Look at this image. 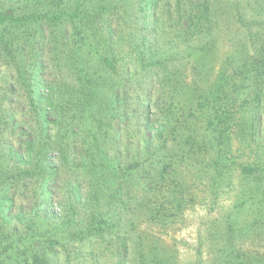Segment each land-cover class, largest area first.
Segmentation results:
<instances>
[{"label": "rangeland", "instance_id": "obj_1", "mask_svg": "<svg viewBox=\"0 0 264 264\" xmlns=\"http://www.w3.org/2000/svg\"><path fill=\"white\" fill-rule=\"evenodd\" d=\"M134 1L0 0L78 9L40 41L0 25V264H264V0H160L155 30ZM142 38L167 66L148 100ZM34 48L62 107L47 135L25 87ZM19 138L38 141L30 162L10 156Z\"/></svg>", "mask_w": 264, "mask_h": 264}, {"label": "trees", "instance_id": "obj_2", "mask_svg": "<svg viewBox=\"0 0 264 264\" xmlns=\"http://www.w3.org/2000/svg\"><path fill=\"white\" fill-rule=\"evenodd\" d=\"M5 1H7V3H9L10 5L17 6V8H19V3H21V1L23 2L24 0ZM133 4L135 6V11L143 15L142 23H144L145 25L147 22L146 18L149 17L150 25L153 26L155 30L159 23L157 12L159 11L160 0H135ZM75 11H77V13ZM75 11L70 10L69 13L66 12L65 14H51L49 16L45 14H37L36 11L25 10L23 11L25 14L23 13L19 16H14V9L9 8L0 13V25H5L9 22H19L23 26H26L27 24L28 26L37 29V34L39 35L40 41V38H42L41 35L43 34L44 21L53 25L55 24V22H60V18L63 16L64 19H67V23L73 24L74 22L72 19L78 17V9L76 8ZM109 15H111L110 12ZM109 39L111 38H108V40ZM142 40L143 41H141L139 45H135L132 47L130 52L133 57L130 58L133 64H139L141 66L139 68L141 71L145 70V68L142 67L144 61L149 59L152 60V64L149 65V67H152V69H155L156 71L148 69V72L146 74L147 79L144 81L145 83L143 91L139 94V97L148 100L149 95L146 92V87L149 88L150 85H153L156 82L159 85V90H162V82H158V80L159 77H161L162 74L166 72L167 66L163 61L158 60L160 58L152 48L148 49V51L142 49L140 45H143L142 42H144V39L142 38ZM109 46L112 47L110 41ZM34 49L35 52L30 55L31 61L29 62V67L27 68L28 82L26 83L25 87L28 93V103L30 104L31 108L35 109L37 112V119H35L37 129L40 131V133L47 135L48 133L50 134L49 131L52 125L50 119L52 117L60 118L62 107L60 98L58 97L59 93L55 88L54 80L51 77L47 76L49 69V58L46 57L43 51H40V49ZM106 61L108 64V68L114 70L115 68L112 61H109L108 59H106ZM130 68H127L125 70L128 75H130L131 77L135 75L139 76L138 70H134L131 73L128 72ZM122 78V80L125 81L124 75ZM136 83H139V81H137ZM141 105L142 107L144 105L145 108H147L145 101H142ZM148 124L149 122L146 118V121L144 122L146 128ZM37 144L38 141L35 138H30L25 141L23 140V138H19L17 139V147H15L14 149L10 148V156H12L20 164H22L24 161L30 162ZM262 196L264 197V175L262 178ZM10 208V201L7 200L6 194H2V196H0V214L5 217Z\"/></svg>", "mask_w": 264, "mask_h": 264}]
</instances>
